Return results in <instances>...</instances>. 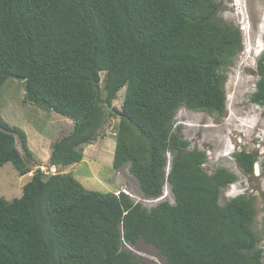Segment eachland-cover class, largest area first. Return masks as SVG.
Segmentation results:
<instances>
[{"label": "trees", "instance_id": "obj_1", "mask_svg": "<svg viewBox=\"0 0 264 264\" xmlns=\"http://www.w3.org/2000/svg\"><path fill=\"white\" fill-rule=\"evenodd\" d=\"M220 10L216 0H0V90L23 82L25 100L74 125L54 143L57 173L38 168L20 198H0V264H145L125 247L141 240L166 264H264L256 198L222 204L239 177L227 168L209 174L206 152L191 150L174 124L182 108L226 112V73L244 43ZM256 74L251 100L264 106V54ZM118 116L113 169L129 166L148 199L168 184L175 204L149 209L123 192L86 190L64 172ZM233 157L254 174L256 151ZM33 159L25 131L0 113V167L25 176Z\"/></svg>", "mask_w": 264, "mask_h": 264}, {"label": "rangeland", "instance_id": "obj_2", "mask_svg": "<svg viewBox=\"0 0 264 264\" xmlns=\"http://www.w3.org/2000/svg\"><path fill=\"white\" fill-rule=\"evenodd\" d=\"M216 1L220 4V15L224 20L242 30L244 43L243 51L226 73V112L222 117H215L183 108L174 118L175 129L191 143V150L206 152L208 162L204 169L209 174L217 168H227L239 177L237 183L223 191L221 203L243 193L253 195L258 209L256 227L264 236V106H258L251 100L259 80L257 62L264 54V0ZM101 75L104 79V73ZM25 96L24 83L17 80H9L0 90L1 115L10 125L25 131L34 153V159L27 160L32 171L25 176H21L11 163L0 167V198L8 201L23 195L24 186L38 168L54 172L49 165L54 143L70 134L74 126L72 120L31 104ZM124 97L125 88L113 102L117 113L122 111ZM118 124L119 116L112 117L97 140L83 147L84 159L67 167L64 172L71 173L86 190L116 195L125 192L134 203H142L150 209L160 201L143 196L129 166L118 171L113 169ZM17 148L23 153L19 144ZM241 150L258 154L259 160L252 176L244 174L233 157L234 152ZM161 199L175 204L169 186L165 187ZM126 249L145 264H166L160 250L144 240Z\"/></svg>", "mask_w": 264, "mask_h": 264}, {"label": "clouds", "instance_id": "obj_3", "mask_svg": "<svg viewBox=\"0 0 264 264\" xmlns=\"http://www.w3.org/2000/svg\"><path fill=\"white\" fill-rule=\"evenodd\" d=\"M183 109V108H182ZM170 167H171V161H170V159H169V162H168V165H167V173H169V171H170ZM51 169H52V171H54V172H52V174H55V173H57V168L56 167H51ZM46 171V170H45ZM43 172H44V170H43ZM45 173V172H44ZM46 175H48V174H51V172L49 173L48 171L45 173ZM235 184V183H234ZM234 184H232V185H234ZM166 186H168V184H166ZM165 186V187H166ZM231 186V185H230ZM229 186V187H230ZM228 189V188H227ZM164 192H165V188H164ZM120 193L121 192H119V194L118 195H116L117 197H119L120 196ZM123 193H125V192H123ZM126 194V193H125ZM243 194H245V193H243ZM127 195V194H126ZM242 195V194H241ZM128 196H129V194H128ZM164 196V193H163V195L162 196H160L159 198H156V199H160V198H162ZM130 197V196H129ZM130 199H132L131 197H130ZM146 199H148V198H146ZM156 199H149V200H156ZM164 199V198H163ZM163 199H160V202H162V201H166V200H163ZM132 201H134V200H132ZM159 202V203H160Z\"/></svg>", "mask_w": 264, "mask_h": 264}, {"label": "built area", "instance_id": "obj_4", "mask_svg": "<svg viewBox=\"0 0 264 264\" xmlns=\"http://www.w3.org/2000/svg\"><path fill=\"white\" fill-rule=\"evenodd\" d=\"M44 172L46 173L47 171H45V170H44ZM160 199H161V198H160ZM160 199H158V200L156 199V200L159 202V201H160ZM125 247H126V248H129V247H130V245H128V244H125Z\"/></svg>", "mask_w": 264, "mask_h": 264}, {"label": "bare ground", "instance_id": "obj_5", "mask_svg": "<svg viewBox=\"0 0 264 264\" xmlns=\"http://www.w3.org/2000/svg\"><path fill=\"white\" fill-rule=\"evenodd\" d=\"M237 2H238V1H237ZM241 2H242V1H241ZM242 4H243V2H242ZM239 7H240V6H239ZM241 7H242V6H241ZM237 9H238V8H237ZM237 15H238V14H237ZM246 16H247V14H246ZM246 19H247V18H246ZM241 20H242V19H241ZM238 27H239V26H238ZM250 52H251V51H250ZM246 54H247V53H246ZM246 54H245V55H246ZM249 66H250V65H249Z\"/></svg>", "mask_w": 264, "mask_h": 264}]
</instances>
